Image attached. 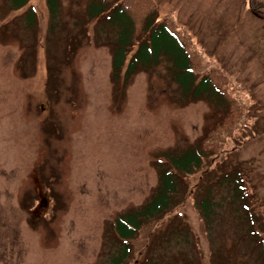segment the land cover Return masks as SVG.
Masks as SVG:
<instances>
[{
  "label": "rangeland",
  "instance_id": "rangeland-1",
  "mask_svg": "<svg viewBox=\"0 0 264 264\" xmlns=\"http://www.w3.org/2000/svg\"><path fill=\"white\" fill-rule=\"evenodd\" d=\"M60 1L65 28L49 33L44 0L17 12L0 0V264H108L110 225L146 201L155 161L193 146L212 121L207 102L180 96L164 62L115 90L105 40L95 45L77 31L82 39L68 57L66 38L77 34L89 0ZM154 1L155 24L171 16L235 78L251 119L199 170L180 176L183 202L143 227L124 264H263L264 14L249 0ZM27 7L37 16L29 29ZM232 169L245 178L254 221L217 181ZM207 189L217 204L208 231L195 205ZM173 219L191 230L189 244L158 245Z\"/></svg>",
  "mask_w": 264,
  "mask_h": 264
},
{
  "label": "trees",
  "instance_id": "trees-1",
  "mask_svg": "<svg viewBox=\"0 0 264 264\" xmlns=\"http://www.w3.org/2000/svg\"><path fill=\"white\" fill-rule=\"evenodd\" d=\"M29 1L8 0L7 7L9 11L17 12L23 10ZM44 1L49 19L48 32H57L61 28L58 23L61 1ZM156 7L154 0H89L83 22L75 33L81 31L89 41L94 38L92 41L95 45L106 41L101 44L110 48V81L115 90L123 89L137 73L150 72L164 62L180 96L185 101L207 102L212 121L193 146L175 153H165L155 161L157 183L146 201L121 212L110 225L112 244L115 246L108 264H124L129 259L132 254L131 241L141 235L143 227L152 221L168 218V213L183 202L186 193L181 192L180 176H188L199 170L209 157L224 148L229 139L238 136L251 119L250 103L235 78L223 72L211 58L204 56L191 36L171 16L167 15L159 24H155ZM249 7L254 12L264 14V0H249ZM22 15L25 28H33L37 24L36 12L31 7H27ZM76 23L73 22L74 27ZM89 25L94 30L92 36L87 32ZM61 26L65 28L64 24ZM81 34L66 38L69 46L64 51L68 57L74 55L75 47L82 39ZM43 131L48 133V130ZM217 181L226 190L228 187L230 202L241 206L250 222L254 221L251 213L247 212L246 199L250 193L242 172L232 169L231 173L224 174ZM195 205L204 229L210 230L217 207L212 191L207 189ZM175 221H169L166 229L157 233L155 240L158 245L162 243L176 247L179 243L189 244L191 230L181 225L182 221L177 224L181 226L173 227L171 224ZM258 243L262 249L259 258L264 264V240H258ZM170 249L169 253L173 251ZM146 261L144 257L142 262Z\"/></svg>",
  "mask_w": 264,
  "mask_h": 264
}]
</instances>
